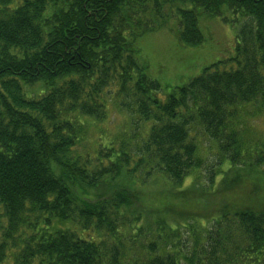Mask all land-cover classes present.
Here are the masks:
<instances>
[{"label":"trees","instance_id":"trees-1","mask_svg":"<svg viewBox=\"0 0 264 264\" xmlns=\"http://www.w3.org/2000/svg\"><path fill=\"white\" fill-rule=\"evenodd\" d=\"M200 16L236 25L233 56L166 92L140 39L200 47ZM112 110L147 128L78 151ZM248 111L264 115V0H0V264H264Z\"/></svg>","mask_w":264,"mask_h":264},{"label":"rangeland","instance_id":"rangeland-1","mask_svg":"<svg viewBox=\"0 0 264 264\" xmlns=\"http://www.w3.org/2000/svg\"><path fill=\"white\" fill-rule=\"evenodd\" d=\"M224 17L233 18L229 12H225ZM199 28L204 37V43L200 47L184 45L168 31L158 32L140 39L139 46L142 57L147 63L148 74L158 80L166 92L171 91L175 86L185 84L189 79L197 76L202 68L223 58L233 56L236 43L235 24L224 22L220 18L203 19L200 16ZM159 96L164 98L165 93H159ZM250 113L242 117L245 124L248 125L249 133L251 132L256 137H264V115L249 117ZM126 123L127 116L124 113L116 112V110H112L109 118L101 124L91 122L78 151L83 152L91 149L93 151L101 134L107 143V140H112L118 133L122 134L123 130L128 132L131 127H126ZM138 127H134L131 133L134 132L138 136L142 129L147 128V125L141 127L142 129H138ZM196 140L200 143L202 150L210 144L203 135H199ZM207 158L209 161L214 159L212 153ZM204 185L203 182L201 186ZM144 190L146 189L140 191ZM159 191H161L159 186L151 189V193Z\"/></svg>","mask_w":264,"mask_h":264}]
</instances>
